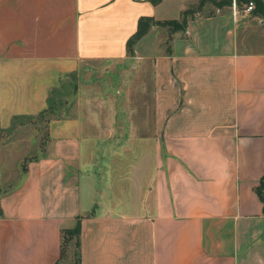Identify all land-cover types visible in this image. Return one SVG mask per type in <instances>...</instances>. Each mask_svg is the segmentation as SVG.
Segmentation results:
<instances>
[{
  "label": "crops",
  "instance_id": "crops-1",
  "mask_svg": "<svg viewBox=\"0 0 264 264\" xmlns=\"http://www.w3.org/2000/svg\"><path fill=\"white\" fill-rule=\"evenodd\" d=\"M198 1L0 0V264H264V18L206 3L181 30L157 23ZM97 62L103 94L79 80ZM60 87L10 172L2 131Z\"/></svg>",
  "mask_w": 264,
  "mask_h": 264
},
{
  "label": "rangeland",
  "instance_id": "rangeland-1",
  "mask_svg": "<svg viewBox=\"0 0 264 264\" xmlns=\"http://www.w3.org/2000/svg\"><path fill=\"white\" fill-rule=\"evenodd\" d=\"M198 3V2H197ZM196 3V4H197ZM195 4V5H196ZM219 5L215 2V4L207 3L205 6L206 8L202 10H213L215 11V7ZM222 6V4H221ZM247 4H241L240 6L236 5L237 13L244 14L245 16L248 15V12L245 10ZM254 6V4H253ZM225 9H230L233 11L232 5L227 6L224 5ZM250 13V12H249ZM132 54V53H129ZM125 61V62H124ZM124 61H116L113 62L110 66V72L109 74L112 75V79H118L120 78V75L124 77L125 74H127L126 66H130L131 61L124 60ZM122 64L123 72L119 71V68H114V65L120 66ZM94 65L98 66L96 71H86L84 72L80 77V84L85 88V83L89 80L90 88H87L88 90L93 89V91H98L101 94H103L104 89L103 87H99V81L104 77V70L103 65L104 63H94ZM111 79V78H110ZM77 90V89H76ZM85 90V89H84ZM58 97L52 98L54 94L51 95V99L49 104H47V107L45 110L41 111V113L33 115V116H17L15 120L9 125L7 128H5L2 131V147L3 150H9V158L7 160V166L9 167L10 172L15 169L16 172H20L22 170V163L27 160L26 157H31L37 153L38 147L41 146L42 143L45 142V139H47L46 133L49 128L48 122L50 119L55 118L58 114H61L63 112L62 107H60L63 103V100L66 98H71L70 92L67 94V92L63 93V95H60L61 87L58 89ZM91 91V90H90ZM149 96V95H148ZM77 99H75L74 96V105H76ZM28 154V156H26ZM25 155V156H24ZM18 161V162H17ZM23 163V164H24ZM259 250V249H257ZM245 253L247 255V251L245 249ZM72 260L71 264H74V256L72 253L70 254ZM245 256V255H244ZM246 257V256H245ZM77 258V256H76Z\"/></svg>",
  "mask_w": 264,
  "mask_h": 264
},
{
  "label": "trees",
  "instance_id": "trees-1",
  "mask_svg": "<svg viewBox=\"0 0 264 264\" xmlns=\"http://www.w3.org/2000/svg\"><path fill=\"white\" fill-rule=\"evenodd\" d=\"M159 0H152L153 3L158 2ZM218 3L216 7H224L227 5L230 7L233 2L238 6L241 4H248V2H253L254 6L250 11V14L253 16H259L264 18V1L263 0H199L196 5H193L186 10L183 11L182 16L179 20H170L164 22H157L162 25H167L170 27V31L181 30L185 27L186 21L189 17L193 16L195 13L201 11L203 6L206 3L215 4ZM222 4V6H221ZM152 20L141 17L138 20L137 29L134 33L129 36L126 40V49L129 53L133 52V45L136 40L145 34L150 26L153 24L151 23ZM153 22V21H152ZM256 191L263 202V210H264V173L261 176L260 182L256 187ZM79 232H80V216L76 217L75 223L72 226L64 227L61 229V247H60V256L63 257L66 254L67 249L69 246H72L77 254L78 247H79Z\"/></svg>",
  "mask_w": 264,
  "mask_h": 264
},
{
  "label": "built area",
  "instance_id": "built-area-1",
  "mask_svg": "<svg viewBox=\"0 0 264 264\" xmlns=\"http://www.w3.org/2000/svg\"><path fill=\"white\" fill-rule=\"evenodd\" d=\"M232 7H233V15H235L237 13L235 2L232 3ZM252 8H253V2H248L245 10L247 12H250L252 10Z\"/></svg>",
  "mask_w": 264,
  "mask_h": 264
}]
</instances>
